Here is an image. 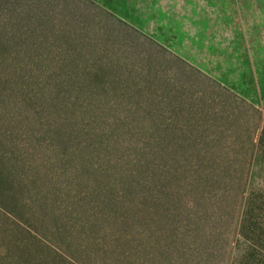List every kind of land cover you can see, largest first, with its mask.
<instances>
[{
  "label": "rangeland",
  "instance_id": "obj_1",
  "mask_svg": "<svg viewBox=\"0 0 264 264\" xmlns=\"http://www.w3.org/2000/svg\"><path fill=\"white\" fill-rule=\"evenodd\" d=\"M233 223L264 257V0H0V264L177 263Z\"/></svg>",
  "mask_w": 264,
  "mask_h": 264
},
{
  "label": "crops",
  "instance_id": "obj_2",
  "mask_svg": "<svg viewBox=\"0 0 264 264\" xmlns=\"http://www.w3.org/2000/svg\"><path fill=\"white\" fill-rule=\"evenodd\" d=\"M182 59L178 57V59ZM183 61V59H182ZM181 61V62H182ZM185 62V61H183ZM203 224H205L203 222ZM207 224V223H206ZM227 231H211L205 233L209 238L207 242L203 245L200 243L199 239L192 241L193 248L197 249V254L201 251L198 250L202 247H205L207 252H205L204 257L198 255L197 257L185 258L181 261L178 260L176 263V259L174 263L171 260H167V263L173 264H238L237 256H238V227L236 223H233V230L231 227L226 229ZM198 232H196L197 234ZM200 233V232H199ZM199 235V234H198ZM161 244V243H160ZM162 249H173L174 245L172 242L164 241L161 245ZM209 248H212L210 251ZM209 250V252H208ZM164 251V250H163ZM165 252V251H164ZM263 252V251H262ZM165 254V253H163ZM168 257V256H165ZM256 259L251 263L247 264H264V257L262 255H258L255 257Z\"/></svg>",
  "mask_w": 264,
  "mask_h": 264
}]
</instances>
